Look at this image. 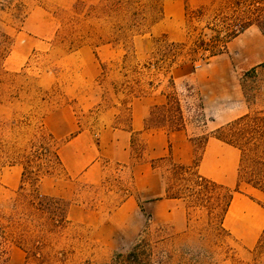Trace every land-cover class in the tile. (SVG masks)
<instances>
[{"label":"rangeland","instance_id":"1","mask_svg":"<svg viewBox=\"0 0 264 264\" xmlns=\"http://www.w3.org/2000/svg\"><path fill=\"white\" fill-rule=\"evenodd\" d=\"M259 14H264V0H0V235L5 264L104 263L129 250L146 226L145 237L163 264H264V237L253 248H243L222 225L219 205L227 191L201 186L194 167L185 170L170 159L152 161L166 191L182 196L185 213L175 223L153 216L148 204L153 193L134 188L130 170L118 164L108 165L98 186L76 184L68 197L54 194L53 177L69 180L56 157L69 137L57 138L45 125L46 117L68 106L81 128L96 131L100 113L121 104L116 124L125 127L128 101L158 87L166 103L168 97L181 100L198 155L207 132L264 111V62L252 66L264 47ZM242 22L252 26L232 39L223 55L203 62V51L193 52L200 37L209 42L215 30L225 36L241 29ZM170 44L177 48L172 51ZM84 46L110 52L105 73L93 86L74 71V61L65 60ZM256 66V74L243 79ZM205 96L211 100L207 107ZM164 105L153 108L152 128L171 129L165 117L173 113ZM132 154L142 157L138 137ZM251 171L256 166L248 160L245 172ZM129 195L139 204L135 217L112 225L111 213Z\"/></svg>","mask_w":264,"mask_h":264},{"label":"crops","instance_id":"2","mask_svg":"<svg viewBox=\"0 0 264 264\" xmlns=\"http://www.w3.org/2000/svg\"><path fill=\"white\" fill-rule=\"evenodd\" d=\"M165 11L167 13L166 5ZM108 53L107 48H98L96 52L84 46L67 55L65 60L74 61V71L88 86H93L100 83L105 73L104 62ZM255 56L256 61L252 66L264 62V47L263 52L258 51ZM213 78L211 76L207 81ZM156 90L154 88L153 92L132 97L128 101L129 122L125 127L116 124L121 116V104L100 113L101 126L96 131L81 128L73 110L68 106L60 107L50 118L46 117L45 125L53 136L60 139L69 137L58 150L60 164L69 180L53 177L56 187L54 194L68 197L72 193V186L76 184L98 186L106 178L108 165L118 164L120 168L130 170L134 188L153 193L148 204L154 217L161 216L168 223L178 220L185 213L182 198L166 197L160 171L152 165V161L170 159L174 164L189 167L196 160V148L187 128L169 130L146 126L152 109L166 103L165 94L158 87ZM208 99V96L204 97L205 107L211 103ZM212 123L215 121L212 120ZM136 137L143 145L142 157L138 159L132 154ZM240 164L241 151L238 148L210 137L204 144L197 171L225 188L240 186V192L233 195L223 227L243 248L251 249L264 230V189L240 181ZM12 169L18 174L22 173L16 166H12ZM138 205L133 196H127L111 213V224L121 226L135 217ZM70 209L84 211L76 206Z\"/></svg>","mask_w":264,"mask_h":264},{"label":"trees","instance_id":"3","mask_svg":"<svg viewBox=\"0 0 264 264\" xmlns=\"http://www.w3.org/2000/svg\"><path fill=\"white\" fill-rule=\"evenodd\" d=\"M198 14L201 15L202 12L198 11ZM256 20L258 21V27L264 33V14H259ZM242 23L243 24H241V29L226 32L225 36H222V30H215L217 34L215 36H212L209 42L200 37V46L194 48L193 52L197 53L199 50H202L204 54V56L202 57L203 62H208L212 58L223 55L227 51V44L230 43L232 39L238 37L240 34L244 33L249 27L252 26V24L248 25V22ZM170 45L172 51L177 48L176 44ZM151 65H153V67L155 66V64ZM256 71L257 66L246 72L243 79L248 77L250 74H256ZM170 82L173 83L174 78H170ZM173 98L174 102H171L169 101L168 97V102L163 106L173 114L172 116L168 115L164 117L172 125L170 130L185 129L186 121L184 120L183 116L181 100L178 97ZM201 109H204L203 105L201 106ZM153 113L154 109H152L150 117L146 121V126L148 128H152L149 122L153 116ZM178 115L180 117V123H178ZM210 137H215L229 145L238 148L241 151V164L239 169L240 181L248 183L258 189H264V111L247 113L226 125L220 126L210 132H207L205 134V140L201 152L197 155L194 165L189 167L181 166V168L185 170H190L192 167H194L196 169V177L199 180L201 186H204L205 188L225 189L227 191L223 203L219 205V207L221 208L220 215L223 225V220L228 212L233 195L236 192H240V186L238 185L234 189L225 188L201 176L198 173L197 167L200 163L204 144ZM56 157L59 158L58 156ZM248 160L253 162L256 166L255 172H245V164ZM23 178H25V171L23 172ZM166 197L182 198V196L171 194L168 191H166ZM148 228L149 226L145 227L143 234L140 235L137 242L129 250L115 253L107 262L104 263H94L92 261H87L85 264H163L160 256L156 252V246L145 237V235L148 233ZM262 237H264V230L262 232L260 240ZM4 242V236L0 235L1 264H5L6 262Z\"/></svg>","mask_w":264,"mask_h":264}]
</instances>
